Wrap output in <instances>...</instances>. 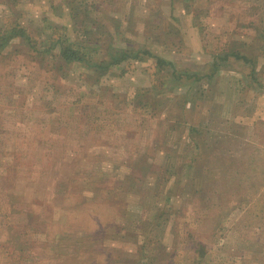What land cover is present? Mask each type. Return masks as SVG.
<instances>
[{
	"label": "rangeland",
	"instance_id": "1",
	"mask_svg": "<svg viewBox=\"0 0 264 264\" xmlns=\"http://www.w3.org/2000/svg\"><path fill=\"white\" fill-rule=\"evenodd\" d=\"M0 264H264V0H0Z\"/></svg>",
	"mask_w": 264,
	"mask_h": 264
},
{
	"label": "trees",
	"instance_id": "2",
	"mask_svg": "<svg viewBox=\"0 0 264 264\" xmlns=\"http://www.w3.org/2000/svg\"><path fill=\"white\" fill-rule=\"evenodd\" d=\"M75 54V53H74ZM125 55H129L128 53H126V54H124L123 56H125ZM119 60V61H118ZM118 60L116 59V61H118V63H120V62H122V60H125L124 58L123 59H121V58H118Z\"/></svg>",
	"mask_w": 264,
	"mask_h": 264
}]
</instances>
